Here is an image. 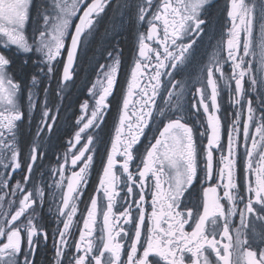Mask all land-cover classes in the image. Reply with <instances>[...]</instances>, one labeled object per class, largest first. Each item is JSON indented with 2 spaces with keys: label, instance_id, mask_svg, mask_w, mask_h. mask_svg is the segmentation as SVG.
Listing matches in <instances>:
<instances>
[{
  "label": "snow or ice",
  "instance_id": "obj_1",
  "mask_svg": "<svg viewBox=\"0 0 264 264\" xmlns=\"http://www.w3.org/2000/svg\"><path fill=\"white\" fill-rule=\"evenodd\" d=\"M207 3L208 0H176L175 4L172 0H159L155 11H152L153 0L135 3L136 18L147 23V34L139 33L138 54L131 67L115 136L83 215L72 254L73 217L77 215L76 201L82 198L89 183L94 160L93 135H88V142L78 154H73L71 149L87 130L99 128L110 110L108 100L117 83L121 57L109 50L107 59L111 62L99 66L103 79L88 88L95 101L91 115L87 122L83 116L77 121L82 127L75 133L74 141H69L71 148L65 153V162L52 170L53 176L58 172L60 179H53L47 191L33 181L37 162L44 156L38 143L33 142L21 159L17 134L24 113L18 101L26 89L29 116L39 107L37 137L43 136L45 129L49 133L54 129L58 112H53L47 99L41 103V78L47 81L43 88L47 97L66 48L59 83L68 87L79 51L98 27L111 0H51L40 13L41 23L34 29L31 42L26 37L31 0H0V45L4 49L14 47L24 54L39 53L41 57L36 61V72L24 84L11 71L12 58L0 51V169H3L0 171V264H35L38 237L42 235L43 243L47 244L49 235L41 222L40 210L47 196L51 195L55 201L61 193L57 227L52 230V264H264V248L252 247L255 242L252 237L264 243V0L249 3L229 0L227 16L231 27L224 43L226 56L217 55L207 66L206 83L202 68V79L196 82L199 86L192 85L195 89L191 96L192 114H198L202 108L207 124L205 128L196 121L200 126L197 139L186 111L189 86L173 77L186 66L204 31L207 21L201 16ZM153 42L158 47H153ZM228 63L230 75L225 74L223 67ZM224 89L234 113L222 117L218 112ZM165 91L167 95L161 101L158 98ZM62 92L63 89H57L58 95ZM89 107L87 100L81 104L82 110ZM160 118L166 119L163 128L136 162L139 154L135 149L141 137ZM222 120L230 121L226 125V144L222 140ZM69 155L71 165L79 170L66 176ZM134 162L136 168L132 170L130 165ZM25 164L27 171L22 180L11 184L12 175L23 171ZM117 167L122 169L120 173ZM214 179L216 183L212 184ZM197 180L202 185L208 183L202 190L201 205L188 199ZM149 195L151 212L147 210ZM117 206L123 207L119 213L113 211ZM101 208L102 246L94 236ZM237 213L240 222L233 227ZM132 224L134 232L130 233L126 225ZM210 254L215 255V262Z\"/></svg>",
  "mask_w": 264,
  "mask_h": 264
},
{
  "label": "flooded vegetation",
  "instance_id": "obj_2",
  "mask_svg": "<svg viewBox=\"0 0 264 264\" xmlns=\"http://www.w3.org/2000/svg\"><path fill=\"white\" fill-rule=\"evenodd\" d=\"M90 2V0H89ZM137 0H111L110 6H108L105 12L102 14L100 23L98 27L90 34L87 38L84 46L80 49L78 58L75 62V68L73 71V77L70 82H68V87H64L63 84L59 83L60 75L63 67V60L66 58V48L62 52L60 58V64L57 66V72L55 77L51 81V86L47 97L43 95V88L47 81L41 78L39 85V92L41 94V103L44 99L50 104L53 112H58V121L54 125V129L49 133L46 129L44 134L41 137L35 135L37 128L36 123L40 119V109L37 107L33 110L32 115L29 116V109L27 106V90L19 98V103L23 106V121L22 123L18 122L19 131L17 134L18 147L22 150L21 159L23 160L24 156L29 152L30 146L33 142L38 143L41 148V151L44 152V156L41 160L37 162L35 171L33 172V181L39 186L43 187L46 191L49 188V185L52 184L53 179L59 180L60 176L57 172L53 176V169L59 168V165L65 162V153L71 148L69 141H74L75 133L79 130V127H82V124H77V121L81 116L85 117L84 122H87V117L91 115V106H94V99L88 93V88L92 86L93 83H96L98 80L103 79V72L99 71V66L101 64H108L111 61L107 59V53L109 50H113V55L115 56L117 52L121 57V65L118 69V78L117 83L114 86L113 94L109 97L108 103L110 105V110L105 113V119L102 122L101 126L97 129L87 130L84 135H82L81 141L76 144L75 148H72L71 151L73 154H78L80 148L83 147L84 143H87L88 135H93L94 145L92 146V154L94 156L93 165L89 170V183L86 190L83 193V196L80 200L76 201L77 205V215L73 217L75 222V228L72 231L70 239L73 241L71 246V253L74 254L75 247L74 241L78 239L79 228L82 227L83 215L86 214L87 206L90 204V197L94 194V191L98 185L99 176L102 173L103 164L106 162L107 152L111 148L112 139L115 136V127L118 124V117L120 110L123 107V97L126 94L127 82L130 77L131 67L134 66V60L138 54L139 46V33L143 32L147 34L148 25L146 22L140 23L136 18V8L135 3ZM175 4L176 0H172ZM246 3H249L250 0H245ZM51 3V0H31L30 6V20L26 24V37L31 42L34 29L40 26V13L43 12L45 7H48ZM159 3V0H153L152 11H155V5ZM117 4L122 5V7L117 8ZM145 6H147L145 2ZM229 6V0H208L207 5L203 10V15L201 19L207 21L204 26V31L201 37L198 38V41L192 50L189 59L186 61V66H182L180 70L176 72L173 79L177 81L186 82L189 86V91L186 98V111L190 115V123L194 126L197 134V139H199L200 126L196 124V121L199 120L201 124L206 128V116L203 113L201 108L198 114H192L191 111V96L195 91L193 84H196L197 81L202 79L201 69H204L203 80L206 83V68L210 62L219 55L220 58H224L226 53L224 51V43L228 38V28L231 27V21L227 16ZM82 12V8L80 10ZM151 13H149L150 15ZM123 17V19H121ZM78 21V16L74 18V23L72 29L74 30V24ZM111 28V29H110ZM128 31V37L130 38L129 47L118 41L116 45L109 47L106 46L103 49H98V45L101 41L105 40L108 37V30L110 33L113 30H116L119 34L125 31ZM259 25H257V31ZM114 33V32H113ZM162 36V31H161ZM70 41V36L68 37ZM97 41V42H96ZM187 43V40L183 41ZM153 47H158L154 42ZM0 51H3L5 55L12 58L11 71L15 74L17 80L22 81L24 84L28 83L29 77L31 74L36 72L38 64L36 61L40 60L39 53H29L24 54L20 53L14 47L9 49H4L0 45ZM162 51V49H160ZM92 52H103L101 55L96 57V65L93 67V54ZM126 52L127 56H126ZM153 62H155V54H151ZM251 59V57H249ZM27 61V62H25ZM225 74L230 75L231 65L230 63L223 65ZM104 69L103 71H106ZM217 79H219V74H217ZM199 86V84H196ZM222 86V82H221ZM171 87V85H168ZM63 89V92L58 95L57 89ZM234 88V83H233ZM97 91V96L99 95V89ZM167 95V91L161 93L160 99L162 101L163 97ZM253 100L255 101V95H253ZM87 100L90 107L88 109H81V104ZM210 103V102H209ZM220 111L218 115L224 117L229 113H234V108L229 103L228 92L226 89L222 90L221 96L219 99ZM163 106V105H162ZM167 111V109H165ZM131 112V109L129 110ZM175 118V117H172ZM166 122V119L160 118L153 121V126L150 129L146 130V134L141 137V141L136 147V152L139 154L136 158V162L143 156L145 153V148L150 146V143L154 142L155 136L159 135V130L163 128V123ZM230 121L222 120V140L226 144V125ZM252 130H255L253 125ZM47 137V139H45ZM206 143V139L204 140ZM250 143V141H249ZM218 157V153L215 154ZM68 171L65 175H70L71 171H78V167L71 165V155L68 156ZM82 159H86V156ZM120 160V157H117ZM258 159V157H257ZM136 162L130 165V169L135 170ZM79 163V162H78ZM82 166V165H81ZM3 171V169H0ZM11 171V169H9ZM27 171L26 164L24 165L23 171H16L11 179L10 183L15 184L17 180H22L24 172ZM117 173H120L122 169L119 167L116 168ZM167 171V168H166ZM126 179L122 177V180ZM138 179V176H137ZM167 179V177H165ZM151 183V181H150ZM212 184L216 183V180L211 181ZM67 181H64V186L66 188ZM208 183L201 184L199 180L195 182V186L191 189V192L188 194V199L192 204L201 205L202 196H203V187H207ZM165 187L167 185L165 184ZM126 191V189H125ZM222 195V190L220 191ZM148 200V212H151V196L146 197ZM62 202V193L61 197H57L56 200H53L51 195L47 196L46 202L43 204L42 209L40 210L43 215L42 223L45 224L46 230L48 231V241L47 244L43 243V236H39L40 240L39 247L35 254V264H52V258L54 255L53 249V239H52V230L57 227L56 223V214L58 203ZM223 203H227L223 201ZM126 206V205H124ZM238 207H243V205H238ZM103 208H106V202L103 205ZM103 208L98 210V223L94 236L97 237V244L102 246L99 237L102 235L100 228L103 224ZM123 210L122 206H117L113 209L115 213H119ZM240 218L237 213L233 217L232 226L235 227L239 225ZM194 226V221L192 222ZM62 227V222L60 224ZM126 228L130 233L134 232V224L126 225ZM187 231H191L190 226H186ZM146 232V227L144 229ZM260 231V226L257 225V232ZM251 236V234H250ZM254 243L252 247L254 250L258 248H264V243L259 241L258 237H252ZM217 239H220L217 235ZM227 242V241H224ZM142 251V248L140 249ZM124 258L126 259V249L124 252ZM210 258L215 262L216 258L214 254H210ZM151 259L156 260V257H151ZM162 264V262H158Z\"/></svg>",
  "mask_w": 264,
  "mask_h": 264
},
{
  "label": "trees",
  "instance_id": "obj_3",
  "mask_svg": "<svg viewBox=\"0 0 264 264\" xmlns=\"http://www.w3.org/2000/svg\"><path fill=\"white\" fill-rule=\"evenodd\" d=\"M113 32L110 33V30H108V33H106V34H108V37H106L107 39H105V40H99L101 42L98 45V49L99 48L100 49H103L106 46L111 47V46H113V44L116 45L118 43V41L119 42L122 41V43H124L126 45V47L127 46L129 47V42H130L129 39L130 38L128 37V31H127V29H125V31L122 32L121 34H119L116 30H113ZM102 53L103 52H92V54H93V60H92L93 61V67H95L96 62H97L96 61V57H98ZM127 53L128 52H126V56H127Z\"/></svg>",
  "mask_w": 264,
  "mask_h": 264
}]
</instances>
